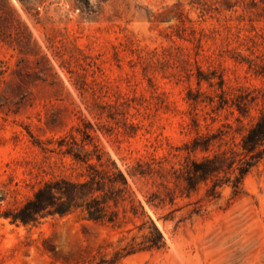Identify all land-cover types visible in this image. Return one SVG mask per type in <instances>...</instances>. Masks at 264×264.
<instances>
[{
  "label": "rangeland",
  "instance_id": "1",
  "mask_svg": "<svg viewBox=\"0 0 264 264\" xmlns=\"http://www.w3.org/2000/svg\"><path fill=\"white\" fill-rule=\"evenodd\" d=\"M263 106L264 0H0V264H264V158L190 180ZM88 165L125 177L115 222L11 221Z\"/></svg>",
  "mask_w": 264,
  "mask_h": 264
},
{
  "label": "trees",
  "instance_id": "2",
  "mask_svg": "<svg viewBox=\"0 0 264 264\" xmlns=\"http://www.w3.org/2000/svg\"><path fill=\"white\" fill-rule=\"evenodd\" d=\"M199 74L200 78L208 80L207 77H201V73ZM220 88L221 92L218 94L219 107L231 100L232 104L242 112L248 103L253 102L257 98L256 89H243L242 94L233 92L229 95L226 90L222 87ZM238 146L239 151L229 150L231 153L237 154V160L232 159L227 154L228 151L214 154L211 157H203L201 162L194 165L195 174L190 180H204L207 176L219 171L220 167H218V164L223 162L227 167L230 164L229 168L235 166L237 169V175L232 183L233 187L236 188L251 167L264 158V106L259 109L255 119L241 135ZM88 167L90 171L87 179L81 181L59 179L45 182L34 192L32 198L26 201L16 213L11 214V221L19 220L26 224L36 220L38 216L53 213L63 214L73 207H81L89 220L115 222L114 212L106 210L107 202L110 199H114L112 193L114 192L115 184L118 182L117 178L119 177L122 184H125V177L120 171L99 170L93 165H88ZM138 172L139 174H144L142 171ZM139 206L142 209V205L139 204ZM150 228L143 234V237L151 242L148 245L149 247H158L161 235L152 222ZM152 230L157 233V240L151 238Z\"/></svg>",
  "mask_w": 264,
  "mask_h": 264
}]
</instances>
